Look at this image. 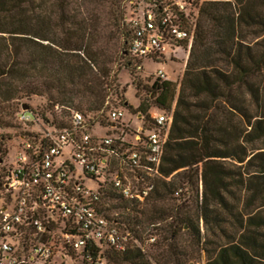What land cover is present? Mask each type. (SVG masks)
Listing matches in <instances>:
<instances>
[{
    "label": "trees",
    "instance_id": "1",
    "mask_svg": "<svg viewBox=\"0 0 264 264\" xmlns=\"http://www.w3.org/2000/svg\"><path fill=\"white\" fill-rule=\"evenodd\" d=\"M123 1L0 0V110L47 96L57 107L68 104L70 118L71 111L80 112L74 107L80 100L94 114L82 113L86 118L96 120L99 129L111 127L107 98L116 60L106 47L120 41L123 67L141 86L143 72L136 71L128 51L133 36L128 19L136 9L162 11L172 0H139L127 16ZM186 1L188 18L180 19L193 28L194 39L181 81H164L155 75L158 70L151 71L144 80L153 81L152 106L140 103L137 109L143 132L118 124L126 149L156 129L150 109L171 118L154 189L144 203L127 201L112 189L104 193L121 201L107 210L126 212L125 220L116 218L138 245L123 252L106 248L104 258L152 264L149 251H143L142 230L159 227L164 236L154 243L164 246L152 256L156 264H186L197 248L205 253V264H264V0H204L197 7L196 0ZM172 58L140 62L146 72L147 63L167 64ZM24 113L31 116L20 121L25 125L37 118L45 128H66L70 121L45 122L26 104L19 120ZM25 134L38 139L41 130Z\"/></svg>",
    "mask_w": 264,
    "mask_h": 264
},
{
    "label": "built area",
    "instance_id": "2",
    "mask_svg": "<svg viewBox=\"0 0 264 264\" xmlns=\"http://www.w3.org/2000/svg\"><path fill=\"white\" fill-rule=\"evenodd\" d=\"M136 10L128 19L133 29L128 51L137 72H145L140 61L190 51L194 30L180 19L188 18L186 0H172L162 11ZM155 75L168 80L162 70ZM123 108H110L107 117L113 126L105 136L98 134L96 120L71 111L66 128L47 127L38 139L22 137L13 161H0V264H58L57 258L65 264L68 252L81 254L87 264H107L106 248L123 252L138 245L117 216L109 214L113 203L104 193L112 189L127 201H146L154 189L152 179L159 175L171 118L153 115L156 129L145 134L147 140L129 142L125 149V130L118 127L125 125ZM30 120V115H20V121ZM143 128L135 131L141 134ZM86 179L98 187L89 189Z\"/></svg>",
    "mask_w": 264,
    "mask_h": 264
},
{
    "label": "rangeland",
    "instance_id": "3",
    "mask_svg": "<svg viewBox=\"0 0 264 264\" xmlns=\"http://www.w3.org/2000/svg\"><path fill=\"white\" fill-rule=\"evenodd\" d=\"M139 0H124L122 2V12L124 14L129 15L130 14V6L131 3H136ZM196 7L199 6L204 0H196ZM193 10V9H192ZM101 18L103 22H107L106 17L103 13H101ZM120 41L117 39L112 40L110 42L106 49L108 53L114 54V59L116 60L112 64L113 73L112 75L115 77V81H113L112 87L114 88L111 92H109V96L107 100L110 102V105L113 107L122 106L123 104H129L133 107V111L129 109H122L124 111V118L121 120L123 124L126 126H129L131 130H137L138 128L144 127L143 123V116L141 113L137 111L140 103H147L148 105L152 106V101L149 99L150 97V86L152 85V82L150 79L144 80V78L148 75L151 71L156 70H162L167 74L168 81H172L174 83H179L183 77L186 63L188 60L189 52L188 51H179L176 54V57H173L172 61H167L166 63L161 64H152L147 63L146 64V72H143L141 76H139L141 79H143V83L141 86H138V80H135L134 77H130V74L126 68L123 67L125 64V59H123L120 56V48L119 43ZM130 77V78H129ZM111 82V80H110ZM80 103V106H79ZM19 104V106H18ZM18 104L14 105L13 108H10L9 110H0V159L5 158V160L11 162L13 161V158L15 156L18 143L21 140V137L25 136L26 131H39L44 130L45 127L43 126V123L40 122L37 118L34 120V122L29 123L27 125L20 122L18 117V112L20 110L21 105L26 104L32 109L37 115H39L40 118H43V120L54 122L56 124H59L61 122L68 123V104H64V107H59L53 105L47 96L44 97H38L33 96L31 99H22L18 102ZM74 107L78 109L81 113H84L85 115H88L87 117H94V114H89L87 112V105L81 104L80 100H76ZM150 111L154 115H158L159 113L155 109H150ZM139 113V114H138ZM140 115V116H138ZM59 122V123H58ZM107 122V121H106ZM108 123V122H107ZM113 126V125H108ZM110 128V127H109ZM109 129H100L98 131V134L100 136H105ZM72 152V146H68L65 149V154H70ZM60 162V161H59ZM78 173L82 174V168L77 165L76 167ZM85 185L89 189H96L98 187V184L95 181L86 179ZM112 205H118L121 203V201H113ZM180 202L177 201V204ZM142 209V207H141ZM125 211L123 209H114L111 212H109L112 216H118L121 215V218L125 220ZM134 215V213L130 214ZM164 225L162 224V227ZM201 228L203 230V224L201 222ZM158 229V230H157ZM188 228H185V231H187ZM143 231V238L145 239L143 241V247L145 251H149V260L152 264H156L155 261L152 260V256L155 255L158 251H161L164 243L151 245L148 243V237L150 235V232L155 234L153 237L156 240L162 241V237L164 235H161V231L159 230V227L154 230L153 228H146ZM142 234V233H141ZM183 242H187V237L182 234ZM159 248V250H158ZM57 263L60 264L62 262V259L57 258ZM206 262V255L205 253H201L199 249L197 248L192 255L190 259L187 260L186 264H192V263H201L205 264ZM65 264H86L78 255H75L71 252H68V259L66 260ZM107 264H116L112 263L109 258L107 261Z\"/></svg>",
    "mask_w": 264,
    "mask_h": 264
},
{
    "label": "water",
    "instance_id": "4",
    "mask_svg": "<svg viewBox=\"0 0 264 264\" xmlns=\"http://www.w3.org/2000/svg\"><path fill=\"white\" fill-rule=\"evenodd\" d=\"M23 109L27 110V109H28V107H26V106H23Z\"/></svg>",
    "mask_w": 264,
    "mask_h": 264
}]
</instances>
